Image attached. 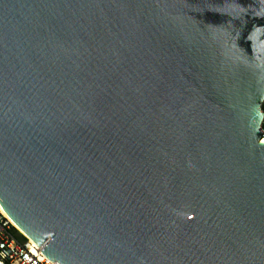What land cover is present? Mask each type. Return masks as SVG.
<instances>
[{
    "label": "water",
    "instance_id": "water-1",
    "mask_svg": "<svg viewBox=\"0 0 264 264\" xmlns=\"http://www.w3.org/2000/svg\"><path fill=\"white\" fill-rule=\"evenodd\" d=\"M264 0H0V211L52 264H264Z\"/></svg>",
    "mask_w": 264,
    "mask_h": 264
},
{
    "label": "built area",
    "instance_id": "built-area-1",
    "mask_svg": "<svg viewBox=\"0 0 264 264\" xmlns=\"http://www.w3.org/2000/svg\"><path fill=\"white\" fill-rule=\"evenodd\" d=\"M0 264L52 263L0 213Z\"/></svg>",
    "mask_w": 264,
    "mask_h": 264
},
{
    "label": "trees",
    "instance_id": "trees-1",
    "mask_svg": "<svg viewBox=\"0 0 264 264\" xmlns=\"http://www.w3.org/2000/svg\"><path fill=\"white\" fill-rule=\"evenodd\" d=\"M260 109L263 113V119L261 121L260 128L262 129V135H264V101L262 102Z\"/></svg>",
    "mask_w": 264,
    "mask_h": 264
},
{
    "label": "bare ground",
    "instance_id": "bare-ground-1",
    "mask_svg": "<svg viewBox=\"0 0 264 264\" xmlns=\"http://www.w3.org/2000/svg\"><path fill=\"white\" fill-rule=\"evenodd\" d=\"M0 213H1V211H0ZM2 214V213H1ZM3 215V214H2ZM4 216V215H3ZM5 217V216H4ZM6 218V217H5ZM7 219V218H6ZM8 220V219H7ZM9 221V220H8ZM10 222V221H9ZM11 223V222H10ZM11 225L17 230V231H19L12 223H11ZM20 232V231H19ZM21 233V232H20ZM22 234V233H21Z\"/></svg>",
    "mask_w": 264,
    "mask_h": 264
},
{
    "label": "rangeland",
    "instance_id": "rangeland-1",
    "mask_svg": "<svg viewBox=\"0 0 264 264\" xmlns=\"http://www.w3.org/2000/svg\"><path fill=\"white\" fill-rule=\"evenodd\" d=\"M261 129V128H260ZM261 131H262V129H261Z\"/></svg>",
    "mask_w": 264,
    "mask_h": 264
}]
</instances>
